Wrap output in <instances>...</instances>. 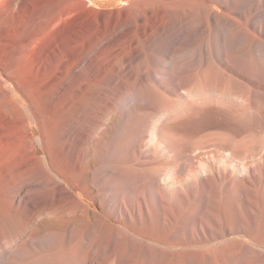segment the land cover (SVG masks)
<instances>
[{"label": "bare ground", "instance_id": "1", "mask_svg": "<svg viewBox=\"0 0 264 264\" xmlns=\"http://www.w3.org/2000/svg\"><path fill=\"white\" fill-rule=\"evenodd\" d=\"M115 1L0 0V264H264V0Z\"/></svg>", "mask_w": 264, "mask_h": 264}, {"label": "rangeland", "instance_id": "2", "mask_svg": "<svg viewBox=\"0 0 264 264\" xmlns=\"http://www.w3.org/2000/svg\"><path fill=\"white\" fill-rule=\"evenodd\" d=\"M85 1L90 6H94V7H98V8L106 7V6H103V5L100 4L101 2H103V0H85ZM111 4H112L111 6H107V7L108 8H112V7L122 8L123 5H126V2H124V1L122 2L120 0H117V1H115L113 3H111ZM35 131H37V130L35 129Z\"/></svg>", "mask_w": 264, "mask_h": 264}]
</instances>
